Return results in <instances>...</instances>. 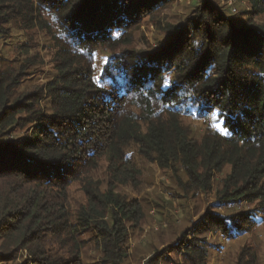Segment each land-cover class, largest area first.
Listing matches in <instances>:
<instances>
[{
  "label": "trees",
  "instance_id": "16d2710c",
  "mask_svg": "<svg viewBox=\"0 0 264 264\" xmlns=\"http://www.w3.org/2000/svg\"><path fill=\"white\" fill-rule=\"evenodd\" d=\"M247 3L232 15L191 0L169 22L175 0H0V38L44 31L48 58L30 42L0 59V264H84L89 246L123 264L142 213L120 190L145 165L232 209L205 212L145 264H209L207 234L264 218V0ZM148 22L165 41L140 35L139 50ZM212 114L222 131L195 137L186 120Z\"/></svg>",
  "mask_w": 264,
  "mask_h": 264
},
{
  "label": "rangeland",
  "instance_id": "374dc122",
  "mask_svg": "<svg viewBox=\"0 0 264 264\" xmlns=\"http://www.w3.org/2000/svg\"><path fill=\"white\" fill-rule=\"evenodd\" d=\"M222 6L230 9L232 15L241 11H248L247 0H219ZM191 0H175L174 8L164 12V19L169 22H177L183 16L185 8ZM140 35H144L149 44L153 46V39L158 37L165 41L164 36H159V31L148 22L143 24L140 31L135 34L134 45L137 49L144 47ZM46 34L41 30H32L27 36L22 32H13L8 38H0V59H11L20 44L33 43L35 50L45 61ZM164 38V39H163ZM105 51L95 53L94 67L97 74L107 60ZM6 63H2L3 70ZM48 65L44 72L38 74V83H44L49 77ZM194 130L195 137L200 136L205 130L211 129L222 131V122L215 114L208 120H186ZM141 183L138 187H122L120 190L126 193L129 199L139 203L142 213V222L139 228L129 231L127 258L123 264H145L155 254L160 253L166 246L173 243L188 227L201 219L205 212H212L222 217L232 213L231 208H217L213 202L212 195H196L191 198L185 195L179 188L177 180L171 175L160 170L155 165L141 167ZM100 176V175H98ZM101 177V176H100ZM80 194H78L79 196ZM236 211L241 209L234 208ZM207 241L212 245L209 264H264V218L250 230L232 239L224 237L221 233L206 235ZM170 245V244H169ZM82 257L84 264H104L99 252L89 246ZM175 260L176 257L171 256ZM177 260V259H176ZM160 264H175L170 259L162 260Z\"/></svg>",
  "mask_w": 264,
  "mask_h": 264
}]
</instances>
